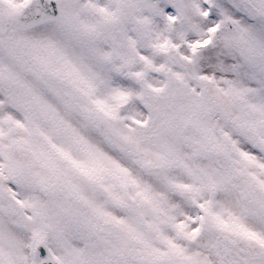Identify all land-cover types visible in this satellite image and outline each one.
Wrapping results in <instances>:
<instances>
[{
  "label": "snow or ice",
  "instance_id": "6c2138e0",
  "mask_svg": "<svg viewBox=\"0 0 264 264\" xmlns=\"http://www.w3.org/2000/svg\"><path fill=\"white\" fill-rule=\"evenodd\" d=\"M0 264H264V0H0Z\"/></svg>",
  "mask_w": 264,
  "mask_h": 264
}]
</instances>
